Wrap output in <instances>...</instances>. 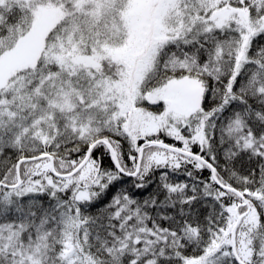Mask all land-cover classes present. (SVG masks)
<instances>
[{"label": "snow or ice", "instance_id": "obj_1", "mask_svg": "<svg viewBox=\"0 0 264 264\" xmlns=\"http://www.w3.org/2000/svg\"><path fill=\"white\" fill-rule=\"evenodd\" d=\"M0 264H264V0H0Z\"/></svg>", "mask_w": 264, "mask_h": 264}, {"label": "trees", "instance_id": "obj_2", "mask_svg": "<svg viewBox=\"0 0 264 264\" xmlns=\"http://www.w3.org/2000/svg\"><path fill=\"white\" fill-rule=\"evenodd\" d=\"M249 167V163L247 162L246 159L243 160H239L238 162H236L235 164V168L241 173V174H247V169ZM205 177H207L208 172L205 171L203 174Z\"/></svg>", "mask_w": 264, "mask_h": 264}]
</instances>
